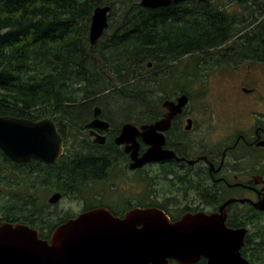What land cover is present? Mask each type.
Returning a JSON list of instances; mask_svg holds the SVG:
<instances>
[{"label": "trees", "instance_id": "obj_1", "mask_svg": "<svg viewBox=\"0 0 264 264\" xmlns=\"http://www.w3.org/2000/svg\"><path fill=\"white\" fill-rule=\"evenodd\" d=\"M139 2L0 0V115L53 117L61 128L84 127L100 106L103 116L117 127L107 112L116 115L111 102L122 100L117 114L125 121L143 123L151 120L156 103L162 110V100L181 86L184 58H189L191 69L184 73L192 81L206 76L201 66L210 61L215 63L210 71L246 61L264 62V0H185L158 9ZM100 5H111L110 22L117 6L124 12L105 43L91 46L90 22ZM168 65L173 78L160 77L162 93L152 98V73ZM133 111L137 119L130 116ZM86 148L83 144L80 155L69 163L62 158L61 183L88 178L91 161L83 152ZM9 162L0 150V223L37 226L33 212L39 216L37 205L43 202L39 187L25 194L13 190L20 172H14L11 182ZM34 163L33 169L23 172L39 183L42 167ZM25 178L20 177L21 185ZM24 204L31 205V213L20 209ZM249 224L252 232L242 253L252 264H264V217L255 212Z\"/></svg>", "mask_w": 264, "mask_h": 264}, {"label": "flooded vegetation", "instance_id": "obj_2", "mask_svg": "<svg viewBox=\"0 0 264 264\" xmlns=\"http://www.w3.org/2000/svg\"><path fill=\"white\" fill-rule=\"evenodd\" d=\"M248 62V61H246ZM183 69L189 74V59L184 58ZM245 63V62H244ZM243 62L237 66L230 65L238 70L244 65ZM260 64L264 62H251ZM148 68H151L148 66ZM183 73L180 76L181 86L174 91L170 98H165L156 103L150 121L137 123L138 130L141 132L142 124H155L164 118L168 110L164 106L167 99L177 101L178 97L186 94L189 102L172 119V123L167 130L158 131V134L165 136V143L161 148V155L148 161L141 166L133 167L134 158L132 152L137 149L139 157H142L150 148L146 144L142 135L136 131L130 134L127 139L130 142L119 143L123 128L114 127H70L75 130V137H81V145L87 144L83 151L89 163V176L86 179L76 182L61 183L59 172L64 168L62 158L66 157L65 162L69 163L79 156L80 151H70V141L68 139V127H58L65 142V155L55 163H47L41 160H31L27 163H16L11 160L14 168L22 167L29 170L34 162L41 163L42 173L37 183L35 177L26 176V181L20 183V179L15 180L13 190L34 192L44 189L47 191L48 198L40 205H37L39 216L32 209L37 226H30L39 230L42 239H50L54 229L79 214L95 210L106 209L114 217L125 218L129 211L137 208H155L163 211L172 222L181 219L185 214L206 213L212 214L221 212L224 204L230 199H237L226 205L224 211L227 213L226 224L232 228L242 227V223L249 222L255 216V212L264 215V211L257 209L255 202L264 197V162L254 165L256 151L264 155V145L259 144L264 140V80L260 74L250 72L244 79L241 76L239 83L233 85L238 96H242L241 102L250 104L248 111V123H231L226 114L221 110L226 108L220 99L218 104H212V115L218 119L222 118L224 127H235L234 133L225 141L215 137L216 134L208 136L211 132L206 127H217L218 119L214 117L215 124L200 123L195 117L192 105V95L189 93L187 83L190 76ZM171 67L160 66L153 76V95L158 97L162 93L159 84L160 77L173 78ZM167 75V76H161ZM171 75V76H170ZM171 77V78H170ZM206 76L198 77L195 81L203 88L206 83ZM242 81V82H241ZM231 86V85H230ZM261 86V87H260ZM205 93V91H202ZM202 93V95H203ZM206 94V93H205ZM248 102V103H247ZM218 108L217 110H215ZM103 116V111L100 115ZM263 117V118H261ZM93 116L87 123L91 122ZM108 120V119H106ZM252 120V121H251ZM109 121V120H108ZM86 123V124H87ZM237 127H239L238 130ZM242 127H252L246 130ZM66 131V133H65ZM104 136L105 143L96 142V138ZM223 134V133H222ZM211 140H219L213 142ZM210 141V142H209ZM135 144V145H134ZM225 146V147H224ZM130 148L132 151L127 150ZM241 157V158H238ZM233 158L234 159L232 161ZM246 159V160H245ZM261 159V161H263ZM66 164V163H65ZM257 167V171L254 170ZM54 194L60 198L56 202L50 199ZM246 199L241 202L239 199ZM65 203L61 207V203ZM20 204L16 207L18 208ZM31 205L24 204L20 209L28 214L31 213ZM19 210V209H18ZM2 222V221H1ZM24 223L21 221H15ZM12 222V223H15ZM1 224V223H0ZM27 224V223H25ZM51 228V229H48ZM139 228V227H137ZM207 259L202 257L199 262ZM172 264V262L170 263Z\"/></svg>", "mask_w": 264, "mask_h": 264}, {"label": "water", "instance_id": "obj_3", "mask_svg": "<svg viewBox=\"0 0 264 264\" xmlns=\"http://www.w3.org/2000/svg\"><path fill=\"white\" fill-rule=\"evenodd\" d=\"M171 2L142 0L141 4L159 7ZM108 12V7H98L94 11L90 30L93 44L108 24ZM188 101L186 94L179 96L177 101L167 99L164 103L168 110L166 116L155 124H142L141 132L131 122L123 125L118 142H130L127 137L136 131L150 145L142 157L133 153V167L161 155L165 136L158 131L167 130ZM57 127L56 121L49 117L31 120L0 116V149L18 163L32 159L54 162L64 146V138ZM87 127L105 128L108 122L96 118ZM97 137V140L104 139L99 134ZM259 144L264 145V141ZM59 198L54 194L50 201L56 202ZM235 200H228L221 212L188 214L174 222L155 208L134 209L123 219L114 217L106 209L90 210L57 226L50 239L40 238L39 230L28 224L2 221L0 264H170L171 260L195 264L202 257L207 259V264H251L242 254L249 229L226 224L224 208ZM255 206L264 211V197L255 202Z\"/></svg>", "mask_w": 264, "mask_h": 264}, {"label": "rangeland", "instance_id": "obj_4", "mask_svg": "<svg viewBox=\"0 0 264 264\" xmlns=\"http://www.w3.org/2000/svg\"><path fill=\"white\" fill-rule=\"evenodd\" d=\"M124 9L121 6L116 7V14L111 21V26L108 28L106 31V34L102 38L101 42L103 41L105 43L106 38L111 35L113 32L114 28L121 22V18L123 16ZM91 23V22H90ZM113 26V27H112ZM196 56H201L200 54ZM194 57V56H193ZM189 59V58H188ZM215 64L213 61H210L203 66H201L202 70H205L206 72V83L204 84L203 88L200 86L199 82L200 81H195V80H189L187 83V88L191 92L192 95V105L191 108H193V112H195V117L198 119L200 123H207V124H215L216 121L214 120V115L212 113L214 112L212 110V104H218L220 99L223 101V104H225L226 108H222L221 110L226 114V117L229 118V122L231 123H248L249 117H248V111L250 109V104L248 103V106L246 103L241 102L242 99L238 94L236 93V88L233 87V85L239 83L241 80V76L243 77L242 81L246 79L249 75L250 72H257L258 74L261 75L262 81L264 80V63L260 64H253L250 61L245 62L244 65L240 70L237 68L234 69L233 65L230 67V65L219 67L213 71L211 70V65ZM214 67H216L214 65ZM191 72V69H190ZM241 81V82H242ZM117 83V82H116ZM120 84L117 83L115 86H119ZM231 85V86H230ZM261 87V86H260ZM262 90H264L263 87H261ZM202 91H205L203 93ZM203 93V95H202ZM218 102V103H216ZM124 104V102L121 100H116L113 103L111 102V110L115 111L116 115H111V113L108 111L107 115L111 116L112 122L117 123L120 127L124 122H127V120H124V115L120 116L117 114V110ZM216 108L215 110H217ZM132 118L137 119L136 112L133 111L130 113ZM223 117H225L223 115ZM222 117V118H223ZM222 118H217L218 119V125L217 127H206L207 130H210L211 132L208 134V136H212V134H216L215 137L219 138L221 141H225L227 138L231 137V133L235 131V127H224V123H227L223 121ZM263 118V117H261ZM252 121V120H251ZM133 122V121H132ZM136 123V122H134ZM114 127H116V124L112 123ZM85 126V125H84ZM239 127H237L238 129ZM245 128L246 130H251L252 127H242ZM240 130V129H238ZM231 132V133H230ZM223 133V134H222ZM68 139L70 141V151L69 154H71V151H80L81 150V137H78L77 139L75 137V130L68 127ZM219 140H211L213 142H219ZM264 141V140H263ZM210 142V141H209ZM225 147V146H224ZM255 158L254 160V165H256L259 162H264L261 161V155L262 152L256 151L255 152ZM241 158V157H238ZM237 158H233L232 161ZM246 160V159H245ZM33 169V168H31ZM8 175H9V180L11 182L13 181V175L15 173L20 172L18 174V177L22 176H28L26 175L25 168H21L18 170L17 168H14L13 165L9 162V168L7 169ZM17 171V172H15ZM15 172V173H14ZM39 198L42 199V201H46L48 198L47 191L44 189H40L39 191ZM65 203H61L60 209L65 208L63 207ZM261 217H264V215H260ZM242 227H251L248 226H242Z\"/></svg>", "mask_w": 264, "mask_h": 264}, {"label": "bare ground", "instance_id": "obj_5", "mask_svg": "<svg viewBox=\"0 0 264 264\" xmlns=\"http://www.w3.org/2000/svg\"><path fill=\"white\" fill-rule=\"evenodd\" d=\"M141 1L142 0H140V2H139V4L141 5V6H143V7H147V6H144V5H142L141 4ZM183 1H185V0H177V1H175V0H172V2L170 3V4H168V5H165V6H159V7H147V8H151V9H158V8H165V7H169V6H171V5H173V4H178V3H180V2H183ZM98 7H108L109 8V12H108V24H107V26L103 29V31H102V33H101V35H100V38L98 39V41L96 42V43H92L91 42V40H90V30H91V23H92V18H91V23H90V30H89V41H90V44H91V46H94V45H97V44H99V42L102 40V38L104 37V35L106 34V31L108 30V28L110 27V16H111V11H112V7H111V5H100V6H97L96 8H98ZM95 8V9H96ZM95 9H94V11H95ZM93 14H94V12H93ZM93 16V15H92ZM0 32H1V34L3 33L1 30H0ZM1 34H0V36H1ZM151 63H149V66L151 67L152 66V64L150 65ZM189 102V101H188ZM187 102V103H188ZM186 103V104H187ZM184 107V106H183ZM101 113H102V108L100 107V106H96L95 107V109H94V115L96 116V118H100L101 120H103V121H106V122H108V127H110L111 126V123H110V121H108V120H106V119H104V118H101L100 117V115H101ZM1 116V115H0ZM5 116V115H4ZM12 116V115H11ZM16 117V116H15ZM22 118H24V117H22ZM44 118H46V117H44ZM49 118H53V117H49ZM96 118H94V119H96ZM28 119V118H27ZM54 119V118H53ZM93 119V120H94ZM31 120H33V119H31ZM55 120V119H54ZM92 120V121H93ZM56 121V120H55ZM91 121V122H92ZM91 122H89V123H91ZM127 122H131V123H133V124H135L136 125V123H134V122H132V121H127ZM127 122H124L123 124H122V127H123V125L125 124V123H127ZM89 123H87V124H85V127H87V125L89 124ZM137 126V125H136ZM138 127V126H137ZM101 137H104V136H101ZM96 142H99V143H105L106 142V138L104 137V139L103 140H97V138H96ZM120 143V142H119ZM123 143V142H122ZM65 142H64V146H63V150H62V153L59 155V157H58V159L56 160V161H54V162H47V163H55V162H57L59 159H61L64 155H65ZM127 150H129V151H132L130 148H128ZM133 153H137V155H138V152H137V149L135 150L134 149V151L132 152V156H133ZM138 157H139V155H138ZM10 160H13V159H11V158H9ZM35 160H38V159H35ZM14 161V160H13ZM39 161V160H38ZM41 161H43V160H41ZM14 162H16V161H14ZM46 162V161H45ZM16 163H18V162H16ZM18 164H20V163H18ZM235 199V198H234ZM188 214H191V213H188ZM188 214H185V215H188ZM184 215V216H185Z\"/></svg>", "mask_w": 264, "mask_h": 264}]
</instances>
